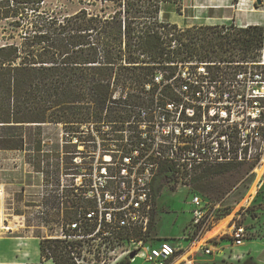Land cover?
Masks as SVG:
<instances>
[{"label": "built area", "instance_id": "2783aa9c", "mask_svg": "<svg viewBox=\"0 0 264 264\" xmlns=\"http://www.w3.org/2000/svg\"><path fill=\"white\" fill-rule=\"evenodd\" d=\"M232 24L231 30L249 26ZM242 57L159 64L152 81L141 85V101L124 105V120H92L71 133V161L56 184L51 179L42 183L36 206L43 259L125 264L142 258L148 264H180V247L150 236L165 188L157 191L162 174L161 182L173 179L190 195L186 241L200 243L197 250L206 255L230 252L224 257L233 261L248 255L244 247L251 231L234 218L227 224L229 233L206 238L228 205L204 197L192 184L208 166L256 167L264 161V39ZM194 61L192 79L183 67ZM122 90L116 88L114 99ZM223 240L230 244L222 246Z\"/></svg>", "mask_w": 264, "mask_h": 264}, {"label": "trees", "instance_id": "16d2710c", "mask_svg": "<svg viewBox=\"0 0 264 264\" xmlns=\"http://www.w3.org/2000/svg\"><path fill=\"white\" fill-rule=\"evenodd\" d=\"M100 1L118 8L112 14L82 8L60 18L42 10L45 0H0V22L24 30L21 42L0 45V149H33L37 171L42 170L45 146L42 126L63 124L73 133L92 120L122 121L124 105L141 101V85L152 81L159 64L201 61L206 58L203 50L215 52L216 46L220 59L244 58L264 39L262 25L231 32L221 26L207 40V27L182 29L163 23L162 3L175 0ZM120 85L124 90L114 99ZM111 101L117 106L109 105ZM234 167L240 166L205 167L192 184L197 190L206 176ZM164 176L157 191L165 184ZM41 247L43 255V242ZM56 264L72 263L59 257Z\"/></svg>", "mask_w": 264, "mask_h": 264}, {"label": "rangeland", "instance_id": "374dc122", "mask_svg": "<svg viewBox=\"0 0 264 264\" xmlns=\"http://www.w3.org/2000/svg\"><path fill=\"white\" fill-rule=\"evenodd\" d=\"M258 1L175 0L163 2L160 19L163 23L176 24V21L183 19L184 16L191 25L177 24L179 28L207 27L206 39L211 40L217 34L215 29L226 25L220 24V21L228 22L227 27L230 31H233L231 30L232 18L246 23L243 11L248 9V5L254 20L264 21V0H261V4ZM82 8H88L93 13L112 14L118 7L100 0H45L42 5L43 11L60 18L75 14ZM211 9L227 10L224 15L226 19L212 18L214 12ZM205 21L211 24H203ZM255 25L264 26L263 24ZM23 31L13 30L5 21L0 22V45L7 42H21ZM175 43L178 44L176 41ZM215 48V52L209 49L203 50V54L206 55L205 60H220L218 56L220 47ZM194 67L195 61L183 67L187 77L194 78ZM180 70L181 68L178 72ZM163 72L167 74L169 70L166 69ZM42 127L45 146L42 151L41 171H37L34 165L37 153L33 149L28 151L0 149V237L9 233V227L36 237L43 234L40 209L36 207L41 203V185L47 179L57 183L63 170L68 167L66 163L70 156L67 151H72L75 147L72 146L73 134L66 131L63 124H46ZM197 190L212 201L225 200L228 206L224 218L232 215L238 223L248 225L251 234L249 240H246V247L251 251L247 258L241 262L225 258L224 255L228 257L230 252L206 255L201 250H197L200 243L195 245V241L188 242L184 239L189 228V218L192 217L191 205L188 202L187 187L173 179L165 181V188L160 192L156 205V226L154 221L150 235L152 239L155 240V237L166 239L180 247V264H264V161L262 165L256 167L245 165L210 174L201 181V186ZM48 200L53 206L56 205L54 198ZM55 217L56 214H53V218ZM230 230L231 228L226 226L217 234L229 233ZM229 244V240H223L221 243L222 246ZM125 264L148 263L138 258L133 263Z\"/></svg>", "mask_w": 264, "mask_h": 264}, {"label": "crops", "instance_id": "0c3cea01", "mask_svg": "<svg viewBox=\"0 0 264 264\" xmlns=\"http://www.w3.org/2000/svg\"><path fill=\"white\" fill-rule=\"evenodd\" d=\"M248 6V9L243 11V14L246 16L245 22L249 25H264V21L260 22L254 20L253 15L251 14L252 11H249ZM211 11L214 12V16H211L212 18L220 20L226 19L224 15L227 13V10L211 9ZM232 20V22L235 23L240 22H238V20H234V18H232ZM189 22L190 21H186V18L183 16V19L177 20L176 24H179V26L191 25ZM203 24L211 23L205 21ZM220 24H228V22L220 21ZM41 243L42 242L39 237L30 235L25 231H16L9 227V233L0 237V264H56L54 261L43 259ZM245 249L248 253H250L251 250L249 248L246 247ZM246 258L247 256L243 260Z\"/></svg>", "mask_w": 264, "mask_h": 264}, {"label": "bare ground", "instance_id": "6f19581e", "mask_svg": "<svg viewBox=\"0 0 264 264\" xmlns=\"http://www.w3.org/2000/svg\"><path fill=\"white\" fill-rule=\"evenodd\" d=\"M232 219V215L227 216L226 218H224L223 220H221L206 236V238H208L211 235L217 234L219 233L221 230H223L227 224L229 223V221ZM205 239V238H204ZM186 257V256H185Z\"/></svg>", "mask_w": 264, "mask_h": 264}, {"label": "water", "instance_id": "95a60500", "mask_svg": "<svg viewBox=\"0 0 264 264\" xmlns=\"http://www.w3.org/2000/svg\"><path fill=\"white\" fill-rule=\"evenodd\" d=\"M258 3H259V4H261V3H262V1H261V0H259V1H258Z\"/></svg>", "mask_w": 264, "mask_h": 264}]
</instances>
